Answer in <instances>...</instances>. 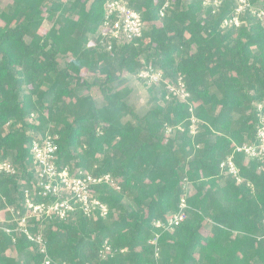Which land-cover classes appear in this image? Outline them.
I'll return each instance as SVG.
<instances>
[{
  "label": "trees",
  "instance_id": "1",
  "mask_svg": "<svg viewBox=\"0 0 264 264\" xmlns=\"http://www.w3.org/2000/svg\"><path fill=\"white\" fill-rule=\"evenodd\" d=\"M108 1L10 0L0 11V162L16 168L0 175V212L32 191L36 163L27 145L50 137L57 170L109 174L119 186L96 189L107 219L76 212L45 226L53 262L264 264V164L235 151L256 142L264 25L248 18L225 28L233 0H222L215 13L203 0H127L145 26L142 37L97 39L92 47ZM45 20L57 30L43 31ZM148 64L165 80L180 78L188 101L166 100L140 80ZM125 76L141 81L153 103L142 116L129 104L134 91L122 85ZM192 117L199 121L194 135ZM229 156L240 184L220 168ZM184 183L192 187L186 220L172 231L155 228L178 210ZM31 200L53 198L34 193ZM156 234L158 256L149 243ZM104 242L115 252L98 260ZM36 250L26 237L0 230V264H41Z\"/></svg>",
  "mask_w": 264,
  "mask_h": 264
},
{
  "label": "built area",
  "instance_id": "2",
  "mask_svg": "<svg viewBox=\"0 0 264 264\" xmlns=\"http://www.w3.org/2000/svg\"><path fill=\"white\" fill-rule=\"evenodd\" d=\"M235 8L230 19L223 22L225 28H239L247 24L248 18L264 25V0L257 4H252L249 0H233ZM222 0H203V8H211L212 13L217 12ZM169 3L166 1L159 9V18H164ZM145 32L139 13L132 10L127 0H110L104 7V18L101 27L94 35L97 39H123L126 42L141 38ZM108 46V50H110ZM137 77L148 86H155L165 92L168 100L174 97L181 102H187L190 95L180 78L174 83L162 78L161 72L148 64L142 69ZM257 115L256 142H247L235 151L243 153L248 159L264 164V103H257L255 106ZM199 124L194 117L191 118L190 135L196 133L197 128L193 123ZM198 127V126H197ZM29 153L32 155L36 167L34 181L31 182V192L25 191L22 203L7 207L5 212L7 219L0 218V230L8 235L16 234L24 236L35 247L36 253L42 256L41 264H57L53 262L47 252L44 227L52 221L65 220L69 216L80 212L82 216L95 220L97 217L108 218V208L98 198L99 186L108 185L114 190H119L116 179L109 175L94 176L90 173L79 171L77 174H70L68 168L57 170L55 162L57 159V148L50 137L42 140H33L27 145ZM220 168L225 176L231 177L236 184L242 183L239 170L235 166L233 158L227 157L221 161ZM16 168L7 162H0V175H15ZM183 194L179 199L178 210L168 215L164 220H156L153 225L163 231H172L187 218L186 200L192 193L191 185H182ZM50 196L53 201L49 203H37L31 200V195ZM23 211V213H22ZM32 221V222H31ZM35 224H38L37 226ZM264 226V220L262 222ZM35 229L34 232L31 230ZM159 235L156 234L150 244L155 246L154 254L158 256L159 249L156 247ZM12 237V242H15ZM114 250L103 243L98 252V260H104L108 256L114 255ZM89 264V263H88Z\"/></svg>",
  "mask_w": 264,
  "mask_h": 264
},
{
  "label": "rangeland",
  "instance_id": "3",
  "mask_svg": "<svg viewBox=\"0 0 264 264\" xmlns=\"http://www.w3.org/2000/svg\"><path fill=\"white\" fill-rule=\"evenodd\" d=\"M9 4H10V0H0V11H7L9 9ZM42 30L43 31H49V30L56 31L57 26L53 21L45 20L42 25ZM94 37L95 36H92L90 38V46L92 47L96 46V43H97V40ZM124 78L125 79H123L124 82L122 83V85L123 86L129 85L134 91L132 96L129 99V104L134 108V110L136 111L138 115L140 116L144 115L148 110H150L151 106L153 105L148 92L146 91L142 82L137 80L136 78L131 77V76H125ZM117 87H118V84H115L112 88H117ZM82 93H84V91H79L77 94H82ZM97 103L98 105H100L102 102L99 99H97ZM197 126L198 124L194 122L193 127L196 129ZM0 218L3 221L7 219V214L5 211L0 212ZM9 255L13 256L14 252L10 251Z\"/></svg>",
  "mask_w": 264,
  "mask_h": 264
}]
</instances>
